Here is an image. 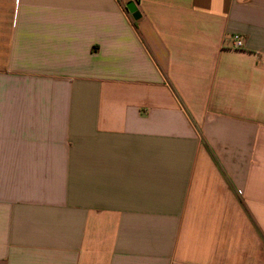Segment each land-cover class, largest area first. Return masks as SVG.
<instances>
[{
    "label": "crops",
    "instance_id": "crops-1",
    "mask_svg": "<svg viewBox=\"0 0 264 264\" xmlns=\"http://www.w3.org/2000/svg\"><path fill=\"white\" fill-rule=\"evenodd\" d=\"M0 264H264V0H0Z\"/></svg>",
    "mask_w": 264,
    "mask_h": 264
},
{
    "label": "built area",
    "instance_id": "built-area-1",
    "mask_svg": "<svg viewBox=\"0 0 264 264\" xmlns=\"http://www.w3.org/2000/svg\"><path fill=\"white\" fill-rule=\"evenodd\" d=\"M234 43H235V48H241L242 47V42L240 41L238 36H234Z\"/></svg>",
    "mask_w": 264,
    "mask_h": 264
}]
</instances>
